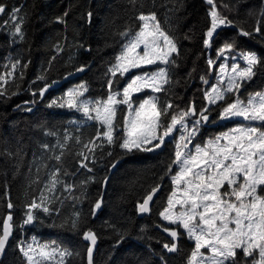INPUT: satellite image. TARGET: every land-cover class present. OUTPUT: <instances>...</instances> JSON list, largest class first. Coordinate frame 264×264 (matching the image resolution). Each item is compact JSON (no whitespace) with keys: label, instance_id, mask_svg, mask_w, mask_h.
<instances>
[{"label":"snow or ice","instance_id":"6c2138e0","mask_svg":"<svg viewBox=\"0 0 264 264\" xmlns=\"http://www.w3.org/2000/svg\"><path fill=\"white\" fill-rule=\"evenodd\" d=\"M129 2L133 8L137 4L144 6L143 0ZM205 2L209 6L207 15L210 18L202 37L205 51L213 49L224 28H234L238 37L259 39L264 43V9L260 11L253 30L247 31L222 13L221 9L231 11L227 4L218 6L217 0ZM8 7L4 0H0V15L7 14L12 21L11 42L22 43L26 37L20 9L12 6L9 13ZM92 17L93 13L89 11V23ZM135 19L139 21V29L134 31L128 27L120 33L124 43L104 73L106 96L87 95L89 86L82 81L48 104L49 108L80 113L83 121L73 122L79 123L80 127L88 121L96 125L95 137L83 146L90 155H85L83 151L78 153L79 167L92 172L88 165L96 163V150L102 151L105 146H118L124 155H135L162 151L171 143L173 156L165 168L171 192L166 205L158 212L159 218L167 222V226H156L162 227L163 233L171 240L162 245L166 253H179L181 248L178 240L186 237L193 247L185 264H241V256L245 264L249 260L251 264H264V91L248 93L246 98H241V90L253 80L257 72L264 71V56L258 55L256 51L236 52L235 41L226 40L215 49L216 59L211 56L207 59L209 71L218 62L219 65L215 73L216 83L203 90V107L198 109L195 101H192L186 108L180 109L169 95L174 83L172 77L179 68V42L161 28L155 12L145 14L141 11ZM57 22L64 21L58 17ZM7 24L8 21H5ZM190 38L191 34H185L184 39ZM56 47L62 50L59 45ZM234 52L236 55H233ZM238 61H242L243 66ZM26 67L27 64L21 63L20 58H9L4 65L5 71L0 73V99L19 94H9L7 86L22 80ZM85 67L81 65L76 72L85 71ZM37 79L44 86L31 93L33 100L18 105V108L23 107L32 112L35 98L39 96L43 100L48 90L58 83L52 81L49 84L44 76ZM200 80L204 85L210 83L204 76ZM16 86L19 88L18 84ZM227 122H236V126L197 142L204 127H222ZM177 132L179 135H176ZM45 135L55 133L46 131ZM71 139L73 137L65 129L63 142L57 138L55 146L44 143L41 148L52 152L51 158L61 164L64 150ZM75 140L80 143L79 136ZM56 148H59L60 154H55ZM108 156H112V153L109 152ZM118 162H113L111 168H116ZM67 175L69 173L62 172L61 167H54L40 189L39 196L32 197L24 205L19 221L14 217L16 205L10 198L7 199V215L0 221V257L5 253L10 238L16 239L17 233L21 235L15 247L25 264H66L69 258L79 256L78 252L73 253L55 241L40 242L35 237L28 241L23 238L27 226L44 225L45 219L60 217L64 201L56 197L55 193L61 186L62 191L68 193L73 201V211L59 224L53 219L50 226L76 235L82 231L83 240L88 242L87 264H94L98 236L94 230L86 227L87 217L75 209V202L79 198L72 193L76 185L61 179ZM164 178L162 175L159 180L163 181ZM108 179L104 177V186ZM87 183L88 180L81 181L80 185L84 187ZM161 187V183H157L147 190L142 201L137 202L139 214L151 213L154 197ZM57 203L61 207H55ZM102 204L103 196L100 195L88 215L95 218ZM111 227L118 237L113 245L115 248L127 239L129 233L126 229ZM145 231V228H141V232ZM159 259L160 264H168L164 255Z\"/></svg>","mask_w":264,"mask_h":264},{"label":"trees","instance_id":"16d2710c","mask_svg":"<svg viewBox=\"0 0 264 264\" xmlns=\"http://www.w3.org/2000/svg\"><path fill=\"white\" fill-rule=\"evenodd\" d=\"M4 2L9 6V13L12 6L20 9L19 15L23 19L26 38L22 43L17 41L13 44L10 36L13 30L12 21L7 14L0 16V73L5 71L4 65L9 58H20L21 63L27 64V67L23 69L22 80L7 86L9 94H19L0 99V221L7 215L8 198L16 205L14 217L19 221L24 205L32 197L39 196L40 189L49 178V172L54 167H61L62 172L69 173L61 179L76 185L72 193L79 198L75 202V209L87 217L86 227L97 233L94 264H160L161 255H164L168 264H185L193 244L186 237H182L178 240L181 251L167 254L162 245L165 242L170 243L171 240L163 233L162 227H156L167 226L159 218L158 212L166 205L167 196L171 192V183L165 175V168L173 156L172 144L168 143L162 151L135 155H124L118 146H105L102 151L96 150V163H89L92 172H88L87 169L79 167L78 153L83 151L85 155H90L83 146L95 137L96 125L92 121L82 127L75 125L71 122L75 116L73 111L49 108L48 104L53 98L60 97L68 87L82 81L89 86L87 95L106 96L104 73L109 64L114 62V57L124 43L120 33L128 27L134 31L139 29V21L135 17L141 11L145 14L155 12L161 28L175 36L179 42V68L172 77L174 83L169 95L180 109L186 108L192 101H195L198 109L203 107V90L213 82L219 65L218 62L209 71L207 59L209 56L216 59L215 49L226 40L235 41L236 52L256 51L261 56H264V43L259 39L238 37L236 29L224 28L213 49L205 51L202 37L210 19L207 15L209 6L205 0H143L144 6L137 4L135 8L129 0ZM221 4H227L231 8L230 12L221 9L222 13L247 31L253 30L260 11L264 9V0H217V5ZM89 11L93 13L91 23L87 18ZM58 17L64 22H57ZM5 21H8L7 25ZM185 34H191V38L184 39ZM57 45L62 50H58ZM81 65L86 66L85 71L76 72ZM19 71L20 69L17 73ZM69 73L72 75L69 76ZM40 76H44L49 84L52 81L58 83L48 90L43 100L39 96L35 98L32 112L23 107L18 108V105L22 106L26 101L33 100L31 93L44 86L37 79ZM201 76L209 80V85L201 83ZM263 89L264 71H259L241 90V98ZM230 124L231 122H227L222 127H204L198 141L225 130ZM65 129L73 139L66 145L63 161L58 164L51 158L53 153L42 150L41 145L47 143L50 147L55 146L57 138L63 142ZM46 131L54 132L55 135H45ZM76 136L80 137V143L76 142ZM109 152L112 156H108ZM55 154H60L59 148H56ZM117 160L119 162L116 168H111V164ZM162 175L165 178L160 181L159 177ZM105 176L109 177L106 186L103 184ZM90 177L93 179H89ZM85 180L88 183L81 187L80 182ZM157 183H161L162 187L151 205V213L140 215L137 202L142 201L147 190ZM100 195L103 196L102 209L92 218L88 214ZM55 196L64 201L60 217L45 219L44 225L27 226L23 238L30 240L36 237L40 242L55 241L71 249L73 253H79V256L69 258L66 264H87L88 242L83 240L82 231L80 235H76L50 226L53 219L59 224L73 211V201L68 193L62 191L61 186H58ZM55 207L61 206L57 203ZM111 226L119 230L126 229L129 233L127 239L115 248L113 245L118 237ZM141 228L146 231L141 232ZM177 230L182 232L181 229ZM20 235L17 233L16 239L10 240L5 253L0 257V264H25L24 258L15 247ZM240 259L241 264H245L242 256ZM247 264H251V261H247Z\"/></svg>","mask_w":264,"mask_h":264},{"label":"rangeland","instance_id":"374dc122","mask_svg":"<svg viewBox=\"0 0 264 264\" xmlns=\"http://www.w3.org/2000/svg\"><path fill=\"white\" fill-rule=\"evenodd\" d=\"M233 55H236V54H233ZM240 64H241V66H243V62L242 61H238ZM230 64H231V60H229V67H230ZM149 67H151V66H149ZM216 71H218V68H217V70ZM216 73V72H215ZM212 83H216V75H214V78H213V82ZM211 83V84H212ZM210 84V85H211ZM75 85H77V84H75ZM210 85H209V87H210ZM72 86H74V85H71L70 87H72ZM70 87H68V88H70ZM67 88V89H68ZM261 91H264V89L263 90H261ZM243 99V98H242ZM74 112V111H73ZM75 113V112H74ZM81 121H83V117H82V115L80 114V113H75V116H73L72 117V120H71V122L73 123V122H81ZM89 122V121H88ZM242 122V121H241ZM73 124H75V125H79V123H73ZM234 126H236V122H231V124L225 129V130H223V131H221V132H225V131H227L229 128H231V127H234ZM207 128L208 127H211V125H209V126H206ZM221 132H219V133H221ZM219 133H217V134H219ZM178 135H179V133H178ZM207 138H209V137H205V138H203L202 140H200V141H197V142H202L203 140H206ZM167 223V222H166ZM33 238V237H32ZM31 238V239H32ZM36 238V237H35ZM30 239V240H31ZM37 239V238H36ZM30 240H28V241H30ZM38 240V239H37ZM256 258H258V256L256 257Z\"/></svg>","mask_w":264,"mask_h":264},{"label":"water","instance_id":"95a60500","mask_svg":"<svg viewBox=\"0 0 264 264\" xmlns=\"http://www.w3.org/2000/svg\"><path fill=\"white\" fill-rule=\"evenodd\" d=\"M0 16H2V15H0ZM154 199H155V197H154ZM140 215H145V214H140ZM10 240H11V238H10ZM8 247V246H7ZM7 249V248H6Z\"/></svg>","mask_w":264,"mask_h":264}]
</instances>
